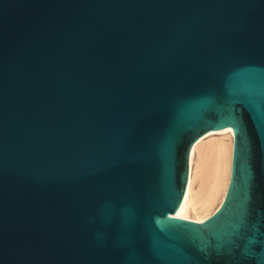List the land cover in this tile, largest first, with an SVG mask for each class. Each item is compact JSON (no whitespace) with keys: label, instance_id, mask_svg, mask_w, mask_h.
Masks as SVG:
<instances>
[{"label":"water","instance_id":"1","mask_svg":"<svg viewBox=\"0 0 264 264\" xmlns=\"http://www.w3.org/2000/svg\"><path fill=\"white\" fill-rule=\"evenodd\" d=\"M235 131L221 207L176 217ZM264 0H0V264H255Z\"/></svg>","mask_w":264,"mask_h":264},{"label":"bare ground","instance_id":"2","mask_svg":"<svg viewBox=\"0 0 264 264\" xmlns=\"http://www.w3.org/2000/svg\"><path fill=\"white\" fill-rule=\"evenodd\" d=\"M235 131H212L193 146L188 186L176 217L202 223L222 205L230 182Z\"/></svg>","mask_w":264,"mask_h":264},{"label":"snow or ice","instance_id":"3","mask_svg":"<svg viewBox=\"0 0 264 264\" xmlns=\"http://www.w3.org/2000/svg\"><path fill=\"white\" fill-rule=\"evenodd\" d=\"M248 259L253 260L255 264H264V255H261L258 259L254 255H249Z\"/></svg>","mask_w":264,"mask_h":264}]
</instances>
